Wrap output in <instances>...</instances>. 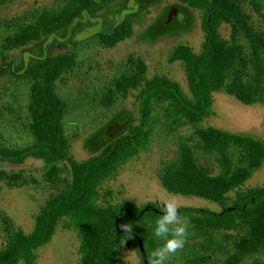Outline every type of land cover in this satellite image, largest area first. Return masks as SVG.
I'll return each instance as SVG.
<instances>
[{"label": "rangeland", "instance_id": "rangeland-1", "mask_svg": "<svg viewBox=\"0 0 264 264\" xmlns=\"http://www.w3.org/2000/svg\"><path fill=\"white\" fill-rule=\"evenodd\" d=\"M258 1L261 12L254 9L250 0L243 2L247 24L239 33V42L254 59L251 78L256 85L260 83L259 76L262 78L264 92V0ZM61 6V0H15L0 5V146L25 148L36 141L29 112L31 80L19 75L32 55L46 52L43 44L21 49L11 47L8 41L39 12L57 11ZM136 11L140 14L133 34L116 46L106 47L95 36L111 23L121 22L127 13ZM97 16L91 18L95 22L92 24L88 23L90 16H85L82 23L86 26L77 24L80 29L76 37L54 41L49 49L55 54L74 56L73 66L55 87L66 105L64 128L71 144L67 159L57 164L58 178L49 179L47 173L52 165L38 158L30 157L21 165L0 163V170L9 175L21 173L36 179V183L23 187L0 180V251L9 248L18 234L34 232L47 202L69 191L73 182L70 160L83 163L100 156L111 141L127 133L132 124L139 123L141 89L126 93L117 87L122 77L137 72L138 62L147 66L144 80L168 77L192 98L185 63L172 61L171 56L180 44L191 46L197 54L201 52L205 43L201 13L178 0H114L107 11ZM221 31L231 41V24L225 23ZM213 98L212 112L204 117L202 126H215L264 142V101L246 105L226 91H215ZM180 110L171 99H155L145 126L147 134L141 137L131 156L119 161L102 185L112 190L114 205L127 200L141 211L140 225L145 240L138 243L131 238L122 249V255L131 264H148L151 252L162 243L153 235L155 221L161 215L162 197L175 195L181 205L179 214L190 225L184 248L170 255L166 264H189L188 259L195 252L191 238L195 227L180 209L223 211L221 205L206 198L170 193L160 181L165 163L178 155L180 143L194 135L193 127ZM231 151L236 165H240L245 151L237 146ZM198 156L202 166L220 172L214 155L198 151ZM253 188H264V164L243 186L246 191ZM228 245L226 250L205 252L211 256L207 264H227L228 258L235 254L233 243ZM80 246L78 231L59 225L52 240L38 249L37 264H80ZM239 264H264V247L246 253Z\"/></svg>", "mask_w": 264, "mask_h": 264}, {"label": "trees", "instance_id": "trees-1", "mask_svg": "<svg viewBox=\"0 0 264 264\" xmlns=\"http://www.w3.org/2000/svg\"><path fill=\"white\" fill-rule=\"evenodd\" d=\"M13 1L0 0V5ZM61 1V9L39 12L32 21L21 25L8 41L11 47L21 49L43 44L46 52L32 55L19 75L31 80L29 112L36 141L25 148L0 146V163L21 165L30 157L38 158L52 165L47 173L51 180L58 178L60 168L57 164L67 159L71 149L64 128L66 105L55 87L73 66L74 56L55 54L49 49L54 41L76 37L80 29L77 24H83L85 16H90L88 23H95L91 18L107 11L114 0ZM178 1L201 13L205 32V43L199 54L191 46L180 44L171 56L172 61L185 63L192 98L184 94L178 82L168 77L144 80L147 66L138 62L137 72L122 77L117 87L126 93L141 89L139 123L132 124L127 133L111 141L100 156L83 163L70 160L73 182L69 191L47 202L34 232L18 234L9 248L0 251V264H37L38 249L52 240L59 225L78 231L80 264H131L122 255V249L131 238L138 243L144 242L141 211L127 200L114 205L112 190L102 185L114 173L119 161L131 156L141 137L147 134L145 126L152 104L159 98L175 101L194 129V135L180 143L178 155L165 163L160 174L163 187L170 193L206 198L223 208L221 212L192 207L180 209L195 227L191 237L195 252L188 263L207 264L211 256L205 252L226 250L231 242L235 254L228 258L227 264H239L246 253L264 247V188L243 189L264 164V142L253 136L201 125L204 117L212 112L215 91H226L246 105L264 101L263 80L259 76L260 83L256 85L251 78L254 59L239 42V33L247 24L243 15L244 0ZM250 4L261 12L258 0H250ZM139 14L138 11L129 12L121 22L111 23L95 36L106 47H114L133 34ZM225 23L232 26L231 41L222 35ZM84 26L86 24L82 28ZM233 146L245 151L240 165H236L233 158ZM198 151L214 155L220 172L215 173L211 166H202ZM0 180L17 183L20 187L36 183L34 176L9 175L4 170H0ZM121 223L133 226L130 237L120 229Z\"/></svg>", "mask_w": 264, "mask_h": 264}, {"label": "clouds", "instance_id": "clouds-1", "mask_svg": "<svg viewBox=\"0 0 264 264\" xmlns=\"http://www.w3.org/2000/svg\"><path fill=\"white\" fill-rule=\"evenodd\" d=\"M162 205L161 215L155 221L153 232L154 237L162 243L151 252L148 264H166L169 256L180 252L187 243L190 225L179 214L181 205L177 197H162ZM119 227L128 237L132 235V225L121 223Z\"/></svg>", "mask_w": 264, "mask_h": 264}]
</instances>
